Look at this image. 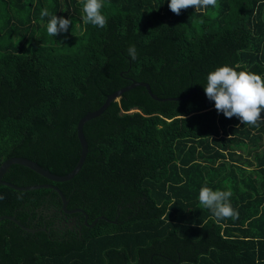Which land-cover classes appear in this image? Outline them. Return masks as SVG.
Returning a JSON list of instances; mask_svg holds the SVG:
<instances>
[{"label": "trees", "instance_id": "obj_1", "mask_svg": "<svg viewBox=\"0 0 264 264\" xmlns=\"http://www.w3.org/2000/svg\"><path fill=\"white\" fill-rule=\"evenodd\" d=\"M169 3L103 0L100 28L84 23L81 0H0V165L24 156L67 174L79 120L109 94L145 81L172 98L138 85L88 120L87 157L69 180L13 164L4 180L54 184L88 217L64 211L52 187L1 183L0 216L37 230L2 219L0 264H264V112L259 127L241 124L205 93L225 64L264 79V0L179 15ZM52 15L72 21L67 32L48 35ZM203 186L230 191L239 217L217 220Z\"/></svg>", "mask_w": 264, "mask_h": 264}, {"label": "clouds", "instance_id": "obj_2", "mask_svg": "<svg viewBox=\"0 0 264 264\" xmlns=\"http://www.w3.org/2000/svg\"><path fill=\"white\" fill-rule=\"evenodd\" d=\"M83 4V21L93 26L103 28L107 18L102 14L103 0H81ZM170 10L179 15L182 10L194 7L201 11L209 7H217V0H170ZM41 19L49 16L47 9H42ZM72 21L68 18L52 15L47 23L49 36H56L67 32ZM127 54L132 61L137 59L138 53L135 45L127 48ZM236 67L225 64L217 67L207 75L205 93L210 101H214L218 113L225 117H237L241 124L259 127V120L264 112V79L256 72L247 70L237 71ZM232 193L226 190H213L203 186L199 191V202L210 209L217 220L237 219L239 213L231 203ZM2 198V197H0Z\"/></svg>", "mask_w": 264, "mask_h": 264}, {"label": "water", "instance_id": "obj_3", "mask_svg": "<svg viewBox=\"0 0 264 264\" xmlns=\"http://www.w3.org/2000/svg\"><path fill=\"white\" fill-rule=\"evenodd\" d=\"M138 85H142V86L146 87L149 94L155 99H159V100L172 99L170 97H165V98L158 97V95L153 93L150 84L145 82V81H133L131 84H129L123 88H120L119 90L109 94L106 101L103 103V105L100 108L93 110V111H89L87 114H85L79 120V122L77 124V133H78V138H79L80 143H81V154H80V158H79L77 164L69 173L64 174V175L55 174V173L51 172L49 169L44 168L42 165H40L35 160H32V159L24 157V156H14V157H11V158L5 160L0 165V184L1 183L8 184V185H10L16 189H19V190H29V189L40 188V187H52L59 193V195L62 199V208L64 211H66L68 213H73V212H77V211L83 212L86 216V219H87L88 215H87L86 211H84L83 209H81V208L68 209L67 208L69 201H68L67 197L65 196V194L63 193V191L59 187H57L56 185H54V184H34V185H27V186H18L15 183L4 180L3 177H4L5 173L9 170V168L13 164H22V165H25V166L33 169L34 171L38 172L39 174H41V175H43V176H45L51 180H54V181H66V180L73 178L82 168L83 163L85 162V159L87 157L88 150H89L88 140L85 136L84 129H83L84 124L88 120L95 118L97 116H100L106 110V108L110 105V103L112 101L118 100L125 91H128L131 88L136 87ZM194 90L195 89H192L190 91V93H188V95H190ZM6 218L13 220L16 223L20 224L21 227L25 230H28L31 232H35L37 230V229L30 228V227L22 224L15 216L2 215V216H0V221L2 219H6ZM69 224L73 225V224H75V222H70ZM43 229H45V228H43Z\"/></svg>", "mask_w": 264, "mask_h": 264}, {"label": "flooded vegetation", "instance_id": "obj_4", "mask_svg": "<svg viewBox=\"0 0 264 264\" xmlns=\"http://www.w3.org/2000/svg\"><path fill=\"white\" fill-rule=\"evenodd\" d=\"M67 216H65L64 218H63V220H62V223H65V222H67V221H71V222H75V225H79V227L81 228L82 227V225L81 224H79V223H77L76 222V217H74V216H69V217H67ZM69 219V220H68ZM61 221V220H60ZM85 222H86V220H85Z\"/></svg>", "mask_w": 264, "mask_h": 264}]
</instances>
